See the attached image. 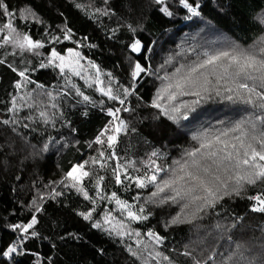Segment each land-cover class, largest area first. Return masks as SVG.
I'll use <instances>...</instances> for the list:
<instances>
[{
  "label": "trees",
  "instance_id": "trees-1",
  "mask_svg": "<svg viewBox=\"0 0 264 264\" xmlns=\"http://www.w3.org/2000/svg\"><path fill=\"white\" fill-rule=\"evenodd\" d=\"M4 3L12 15L4 17L0 10V27L11 20L18 31L40 40L44 47L21 52L11 45L0 44V61H3L0 63V264H139L127 249L129 244L136 249L137 239L153 244L155 250L169 257L173 264H194L193 258L204 264L213 253L216 255L211 264H219L221 255L236 251L237 244L244 246L241 251L249 259L264 264V213L253 211L255 202L247 198L264 190V183L246 186L239 196L225 197L191 223L165 227L179 212L177 206L149 204L144 213H151L148 220L131 221L127 210L121 216L114 200L101 201L97 197L96 205H92L65 179L72 165L91 157L101 159L98 155L101 150L108 155L107 144L94 141L112 120L107 111L109 107L130 109L118 113L128 125L115 145L119 159L108 160L105 168L89 163L85 170L104 176L103 194L109 196L116 192L120 199L135 205L133 211L144 203L151 189L138 190L128 180L116 184L111 168L117 162H137L139 171L129 167L128 175H139L144 171L139 162L146 161L157 151L160 158L153 157L157 164L171 166L173 160L180 159L195 143L191 136L199 127L207 128L218 121H225L227 127L230 122L248 116L251 106L217 98L198 109L202 115L195 124L185 121L176 124L151 107V101L162 83L158 77L171 74L180 64L196 59L190 49L198 53L228 46L252 48L264 40V0H189L194 6L199 5L196 16L179 0H164L162 4L157 0H4ZM78 4L81 7H77ZM163 7L172 15L162 12ZM66 28L71 29V39L66 40L62 35ZM211 33L220 34L222 38L211 39L209 37L215 36ZM6 34V29L0 31V36ZM53 37L59 38V42ZM206 39L210 45H204ZM136 40L141 43L140 52L131 49ZM52 48L66 58L69 57L67 49H75L80 53L79 63L87 71L79 69L81 76H75L70 69L61 73L55 66L41 68V63L47 64ZM72 60H75L74 55ZM137 61L146 72L133 80L131 72ZM89 62L97 66L104 84L89 87L91 81L81 78L94 79L97 75V68L90 67ZM25 69L32 83L19 76ZM66 75L90 97L88 102L74 90L68 92ZM109 82L114 94L130 86L134 87L135 94L129 95L122 106L97 90ZM38 85L51 91L55 98L49 101L51 119L48 123L38 118L43 105L31 111L21 106L31 103L27 94L35 95L34 89L43 91ZM14 100L18 111H12ZM52 102L58 103V107L51 108ZM28 116L33 118L26 119ZM9 119L20 123H3ZM23 124L29 127L24 128ZM102 139L106 140V136ZM46 143L48 148L44 151ZM120 172L123 179L124 170ZM61 180L69 186H62ZM94 182L87 177L83 181L82 186L90 196H95L91 188ZM52 189L62 194L48 195ZM38 191L45 198L34 203ZM138 191L144 199L137 202L133 197ZM93 206L96 212L91 220L79 215ZM36 207L41 211L37 212ZM107 211L116 218L113 224L123 219L126 227L139 231L141 236L129 239L110 234V225L103 223ZM33 215L37 223L27 233L11 227L27 224ZM97 220L102 223L100 229L92 227ZM149 230L164 236V242L155 245L146 235ZM32 232L36 235L32 236ZM13 244L17 245V251L3 256L2 252ZM185 252H191L192 256ZM156 264L168 262L157 258Z\"/></svg>",
  "mask_w": 264,
  "mask_h": 264
},
{
  "label": "snow or ice",
  "instance_id": "snow-or-ice-1",
  "mask_svg": "<svg viewBox=\"0 0 264 264\" xmlns=\"http://www.w3.org/2000/svg\"><path fill=\"white\" fill-rule=\"evenodd\" d=\"M164 0H157V3L162 4ZM179 2L193 15H199L197 11L199 5L189 3V0H179ZM81 7V5H77ZM0 10H3V16H11L12 12L8 10L4 0H0ZM162 12L171 16L167 7L160 9ZM100 11V9H96ZM106 14V13H105ZM7 30V34L0 36V44L11 45L14 49H19L21 52L25 50L33 51L44 47L40 40L33 38L26 32L18 31L11 20L4 23L0 27V31ZM71 29L66 28L62 35L64 39H71ZM59 42V38L53 37ZM141 43L136 40L131 44L133 52L141 51ZM196 54V59L187 64H180L171 74H166L163 77H158L162 83L157 90L155 97L151 101V107L158 109L161 115L167 117L176 124L181 121L195 124L200 119L202 113L198 109L214 100L220 99L231 104H240L251 106V112L248 116L230 122V126L225 127V121H218L205 128L199 127L191 136V140L195 143L186 149L180 159L173 160L172 165L165 167L157 164L156 159H159L160 153L153 151L146 161L139 162L144 167V171L139 175H128V169L131 167L134 171H139L136 167L137 162L125 161L124 163L117 162L115 167L111 168V174L115 177L116 184H123L125 180L138 190L151 189L146 199L138 191L133 197L135 201L144 199L143 204H139L136 210L133 211L135 205H130L126 200H122L117 196L116 192H112L109 196L103 194L102 182L104 176H96L94 172L86 169V165H99L100 168L108 167L107 161L119 159L115 151V145L118 143L119 136L128 128L127 123L122 120L118 113L121 111H130L128 107H109L108 114L112 117L108 125L95 137V144H107L108 155H105V150L98 152L101 159L91 157L89 160H84L81 163L72 165L66 173V180L71 182L70 186L81 193L85 200L91 201L92 205H96V198L101 201L114 200L118 206L121 216L127 210V218L131 221L148 220L151 213L145 215L146 205L152 204L156 206L175 205L179 208V212L171 218L165 225L191 223L200 217V214L207 209H213L225 197L233 194L239 196L241 191L246 186H256L258 183H264V41L259 42L255 47L242 48L236 46L213 48L211 50H203L196 52L195 49H190ZM69 57L61 55L55 48L51 49L48 64H40L41 68L53 65L64 73L65 69H70L75 76H81V71L84 66L79 63L80 53L75 49H67ZM75 60H72V57ZM67 60V62H66ZM59 61V63H55ZM3 63V61H0ZM168 63V61H166ZM89 66L97 68L95 64L89 62ZM163 67V65H161ZM15 70V69H13ZM146 72V68L140 62H136L132 68L131 76L133 80ZM27 69L20 71L19 76L23 77L28 83H32L26 75ZM111 76V74H108ZM82 79L90 80L89 87L93 84L96 86L102 85L105 82L100 79L99 69L97 75L91 77H81ZM68 92L72 90L82 97L84 102H88L90 97L84 95L79 87L71 83V78L65 76ZM16 87H21L18 83ZM38 89L42 92L33 90L36 94H27V98L31 99V103H25L22 107H28L29 110H39L38 118L44 123H48L51 117L48 113L49 101H54L53 93L43 89V85H38ZM97 90L103 93L109 100L118 101L120 105H125L126 98L129 95L135 94L134 87L124 88L122 92L114 94L113 88L109 82L106 87H97ZM59 94V93H58ZM67 94V93H65ZM123 96L124 98H121ZM181 97H192V99H179ZM178 101V102H177ZM102 104L103 101L101 100ZM50 107L55 109L58 103L52 102ZM12 111H18L15 100L13 102ZM32 116L26 119H32ZM4 124H19L17 119L4 120ZM24 128H28V124H23ZM15 131V128H13ZM108 132L112 134L106 135ZM106 136V140L102 137ZM91 147V144L89 145ZM48 144H44L43 150L46 151ZM124 170V178H121L120 170ZM93 178L91 188L95 192V196H90L89 191L84 188L83 181L85 178ZM62 186L68 187L64 180L59 182ZM45 187H48L45 185ZM62 193L52 189L48 195L59 196ZM45 195L38 191L37 197L34 198V203L43 200ZM255 202L252 206L253 211L264 213V190L247 197ZM36 211H41L40 207H36ZM96 212V207H91L86 212L79 213L85 220H91L93 213ZM116 218L111 211L104 213V224H109V233L129 239L140 237L141 233L126 227L124 220L121 219L118 223L113 224L112 221ZM37 223L36 216L33 215L30 222L27 224L11 225L13 229H18L23 233H27L29 229ZM93 228L100 229L102 223L97 220L92 224ZM219 227V226H218ZM32 236L36 233L32 232ZM146 235L150 240L154 241L155 245H160L164 242L165 237L157 232L149 230ZM26 239V237H25ZM231 239V237H229ZM23 243V240L19 241ZM138 247L133 249L129 244L127 249L131 256L139 261V264H156L157 258H163L168 264H173L171 259L163 256V253L156 251L153 244L144 242L140 239L136 240ZM244 246L236 245V251L227 256L221 255L219 264H256L254 258L249 259L241 249ZM17 251V245L8 246L6 251L2 252L3 256H9ZM185 255L192 256L191 252H185ZM215 253L209 255L204 264H211L215 260ZM194 259V264H201V260Z\"/></svg>",
  "mask_w": 264,
  "mask_h": 264
},
{
  "label": "rangeland",
  "instance_id": "rangeland-1",
  "mask_svg": "<svg viewBox=\"0 0 264 264\" xmlns=\"http://www.w3.org/2000/svg\"><path fill=\"white\" fill-rule=\"evenodd\" d=\"M211 30H214V29H212L211 28ZM212 32H214V31H212ZM215 35V36H211V37H209V38H211V39H219V38H222V35H220V34H217V33H211L210 35ZM262 41H264V40H262ZM206 44H208V45H210V41L209 40H204V45H206ZM47 64H48V62H47ZM46 64V65H47ZM50 66H53V65H49L48 66V68L50 67Z\"/></svg>",
  "mask_w": 264,
  "mask_h": 264
}]
</instances>
